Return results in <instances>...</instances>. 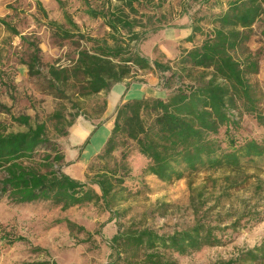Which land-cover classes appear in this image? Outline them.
I'll list each match as a JSON object with an SVG mask.
<instances>
[{
  "label": "trees",
  "instance_id": "16d2710c",
  "mask_svg": "<svg viewBox=\"0 0 264 264\" xmlns=\"http://www.w3.org/2000/svg\"><path fill=\"white\" fill-rule=\"evenodd\" d=\"M109 1L119 4L107 13L92 8L88 13L104 18L115 43L112 47L106 41L82 34L67 11L66 25L52 20L49 25L60 38L94 43L92 50L103 56L106 68L102 90L127 79L132 72L128 64L131 62L142 69L153 64L160 82L170 89L169 95L131 99L117 105L111 134L88 164L87 181L63 171L65 157L48 138L45 123L31 125L27 116L15 118L26 130L0 133V170L4 171L0 195L8 193L17 204L51 201L64 210L86 204L103 205L110 213L107 225H119L108 240V264H177L170 253L184 255L221 246V232L237 229L244 218L260 214L263 180L259 173L264 170L256 159L264 158V136L261 140L239 139L233 131L239 127L236 110L240 115H252L264 129V94L259 82L253 80L260 65L248 47L255 25L264 17V0H204L209 5L207 12L191 21L194 35L202 34L205 39L167 63L151 61L137 47L124 57L125 50L118 42L117 34L123 30L137 45L147 39V34L140 38L133 30L138 22V6L152 0ZM58 2L64 9V2ZM36 4L47 17L42 2ZM206 27L210 29L207 33ZM11 32L27 42V37L15 28ZM29 45L32 52L25 65L33 75L43 63L39 46ZM48 74L53 86L67 85L70 79L68 71L54 65L49 66ZM55 117L62 119L61 114ZM40 150L51 152L37 157ZM135 157L144 161L143 176H155L167 184L188 180L190 207L195 215L193 226L164 235L118 222L121 216L114 209L120 201L116 199L127 193ZM43 167L50 170L43 172ZM246 190H252L248 200L243 201V207H234L235 202L230 199ZM224 210L233 211L228 225H224ZM67 225L70 229L76 227L70 220ZM78 229L86 232L84 226ZM24 264L58 263L42 260ZM216 264H264V243L239 249L232 258Z\"/></svg>",
  "mask_w": 264,
  "mask_h": 264
},
{
  "label": "rangeland",
  "instance_id": "374dc122",
  "mask_svg": "<svg viewBox=\"0 0 264 264\" xmlns=\"http://www.w3.org/2000/svg\"><path fill=\"white\" fill-rule=\"evenodd\" d=\"M37 1L42 2L47 17L37 9ZM58 1L0 0V133L25 131L26 128L14 119L27 116L31 125L45 123L48 138L58 145L64 155L65 150L76 148L70 144L69 121L73 124L86 121L101 127L109 123L108 119L114 115L116 108L107 101L109 89H101L106 68L103 56L92 50L94 43L80 38H60L49 22L52 20L66 25L64 11H67L82 34L106 41L112 47L115 43L110 38L111 29L104 18L92 17L88 12L92 8L107 13L119 3H110L109 0H61L64 2L63 9ZM208 7L204 0H152L143 3L138 6L139 13L135 15L138 22L133 34L140 38L147 34L148 38L159 29L187 22V18L203 16ZM12 28L27 37V42L13 34ZM209 30L206 27L205 33ZM195 36L198 45L205 39L202 34ZM117 37L125 50L124 57L128 56L127 52H134L136 47L140 51L139 45L144 41L137 45L126 30ZM30 43H36L41 50L43 65L38 69L40 74L30 75L25 65L32 52ZM152 44L149 41L146 46L151 47ZM165 45L168 49L173 45L175 47L174 42H165ZM248 47L258 57L260 70L253 80L259 82L264 94V17L255 25L254 37ZM115 60L118 61V58ZM169 60L162 57L157 61L167 63ZM128 64L132 72L127 79L132 84L143 86L146 96L166 98L169 95L170 89L160 82V75L153 64L145 69L131 62ZM50 65L68 71L70 79L67 85H51ZM236 113L239 127L235 128L233 136L261 140L264 129L256 119L252 115H240L237 110ZM56 114H61L62 119H57ZM46 152L51 151L40 150L37 157ZM256 162L263 171L264 158L256 159ZM131 166L133 176L126 185L127 193L119 195L116 201L119 200L120 204L114 209L121 216L118 219L120 224L149 228L164 235L193 226L195 215L190 207L187 179L167 184L155 176H143L144 161L140 157L133 158ZM47 170L50 168L43 167L42 171ZM259 175L263 180L260 214L252 219L244 218L237 229L221 232L224 242L221 246L204 247L184 255L170 253L177 264H216L232 258L239 249L264 243V172ZM3 177L4 171L0 170V180ZM251 192L242 191L230 201L235 202L234 207H243V201L248 200ZM232 212L223 211L224 225L233 220ZM109 215L103 205L86 204L64 210L44 200L17 204L8 193L2 194L0 264L42 260H55L58 264H108L111 254L108 240L119 228L118 223L112 224V229L107 226ZM67 220L76 227L70 229ZM78 226H84L86 232H80Z\"/></svg>",
  "mask_w": 264,
  "mask_h": 264
},
{
  "label": "crops",
  "instance_id": "0c3cea01",
  "mask_svg": "<svg viewBox=\"0 0 264 264\" xmlns=\"http://www.w3.org/2000/svg\"><path fill=\"white\" fill-rule=\"evenodd\" d=\"M149 41L153 42L151 47L146 46ZM165 42H174L175 47L173 45L172 48L168 49ZM197 45V38L192 30V21L187 18V22H177L172 27H165L151 33L139 45V53L152 61L162 59V57L174 60L180 56L183 50L191 49ZM127 84H129L128 89H126ZM142 97H148L144 87L132 84L128 79H124L112 85L108 92L107 101L116 108L123 101ZM108 120H110L109 123L101 127L94 126L86 121H78L71 125L69 133L70 144L71 146H76V148L65 150L64 156L67 164L63 167V171L66 174L80 181L86 180L88 164L101 152L111 134L114 125V115L110 116ZM87 141L88 143L86 144ZM112 224L108 223L107 226L112 229Z\"/></svg>",
  "mask_w": 264,
  "mask_h": 264
}]
</instances>
